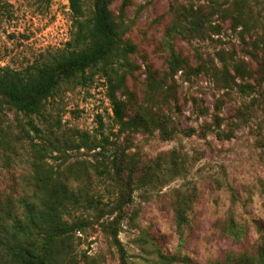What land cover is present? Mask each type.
<instances>
[{"label":"rangeland","instance_id":"rangeland-1","mask_svg":"<svg viewBox=\"0 0 264 264\" xmlns=\"http://www.w3.org/2000/svg\"><path fill=\"white\" fill-rule=\"evenodd\" d=\"M82 1L89 18L94 0ZM213 2L226 9L235 0H117L111 6L117 18L124 9L123 19L130 26L127 38L136 46L130 60L137 69L127 86L138 105H148L149 73L160 79L168 70L171 53L166 35L180 13H212L204 37L174 40L175 52L184 60L193 67L203 63L219 66L217 53L225 50L227 61L231 57L242 60L250 72L244 80H236L244 89L234 86L232 90L217 85L211 73L188 77L180 72L176 77L179 107L175 110L174 102L163 107L179 127L171 139L162 138L159 131L120 133L100 74L86 83L76 80L63 84L40 116H26L0 101L1 202L34 195L31 181L39 150L47 168L59 172L74 187L86 186L102 201L103 218L97 220L96 210L84 213L91 223L77 234V264H154L159 251L187 256L188 261L175 264H215L229 253H255L258 235L252 220L264 219V0H247L244 16L250 27L244 32L242 27L232 28L230 15L216 12ZM215 24L220 26L219 34L214 33ZM73 29L68 0H52L50 4L0 0V68L22 71L49 62L66 48ZM217 113L224 119L222 129L234 130L231 139L218 138L206 128L214 126L213 115ZM77 132L99 139L103 133L109 143L92 152L70 149L66 142L74 137L79 142ZM117 158L124 164L133 160L143 165L161 159L163 167L174 160L187 168L167 185L133 192L118 228L125 262L114 239L116 228H111L118 214H110L119 197L114 170ZM176 190L195 198L183 230L174 219ZM229 216L247 224L249 234L243 241L233 242L225 234Z\"/></svg>","mask_w":264,"mask_h":264},{"label":"trees","instance_id":"trees-1","mask_svg":"<svg viewBox=\"0 0 264 264\" xmlns=\"http://www.w3.org/2000/svg\"><path fill=\"white\" fill-rule=\"evenodd\" d=\"M41 1L50 4L52 0ZM68 1L74 18V29L64 50L53 56L49 62L30 66L22 71L0 68V101L26 116L42 115L46 103L56 96L63 84L76 80L86 83L91 77L100 74L106 82L113 120L120 133L152 134L159 131L162 138L171 139L179 133V127L174 116L166 113L163 107L171 106L173 102L175 110L179 107L176 77L180 72L188 77L211 73L214 82L225 90H232L234 86L244 89L236 80H244L246 76H250L244 61L233 57L230 58L231 61H227L228 53L225 50L217 53L219 66L203 63L196 67L175 52L176 38L204 37L207 33V19L212 13L191 10L192 12L180 13L178 22L167 31V43L171 53L168 70L160 79L149 73L148 105H138L127 86L128 78L133 75L137 66L130 60L131 55L136 52V46L127 38L130 26L123 19L124 9L117 18L111 9L117 0H94L92 15L86 18L82 0ZM211 7L221 14L224 11V14L228 13L232 28L242 27L244 32L250 27L244 16V11L249 7L247 0H235L226 9L216 2ZM213 29L214 33H220L219 25H213ZM261 66L264 68V63ZM169 109L173 111V108ZM213 117L214 126L208 125L206 128L218 138L231 139L234 130L222 129L224 119L220 114ZM98 121L102 131L101 116ZM77 135L80 136L79 142L75 137L66 142L70 149L86 148L92 152L102 150L104 143H109V138L103 133L101 139L86 132H77L75 136ZM37 153L39 156L33 164L31 181L34 195L0 201V264H77V241L80 240L77 234L86 230L91 223L84 213L96 210L98 220L105 216V209L102 201L97 200L86 186L81 187L78 184L74 187L63 180L59 172L43 164L42 152L39 150ZM98 155L105 158L102 152ZM117 161L113 163L120 184L119 197L110 214H118L111 222V228H116L114 239L121 259L125 262V252L118 239V228L126 217L125 207L132 201L133 192L167 185L183 175L187 168L184 164L179 166L174 160L169 164L166 162L165 167L161 159L145 165L133 160L127 164L119 158ZM166 177L168 178L165 181ZM176 192L173 202L174 219L179 230H183L189 223L188 212L192 209L195 198L180 190ZM78 211L82 214L78 215ZM252 221L258 235L255 253H229L223 261L215 264H264V219L254 218ZM224 232L233 242H241L249 234L247 224L237 221L233 216H229L226 221ZM183 261H188L187 256L181 258L159 251L154 264H175Z\"/></svg>","mask_w":264,"mask_h":264}]
</instances>
